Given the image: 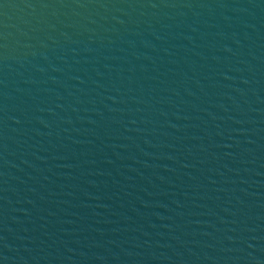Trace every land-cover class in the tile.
Listing matches in <instances>:
<instances>
[{
	"label": "water",
	"instance_id": "1",
	"mask_svg": "<svg viewBox=\"0 0 264 264\" xmlns=\"http://www.w3.org/2000/svg\"><path fill=\"white\" fill-rule=\"evenodd\" d=\"M0 264H264V0H0Z\"/></svg>",
	"mask_w": 264,
	"mask_h": 264
}]
</instances>
